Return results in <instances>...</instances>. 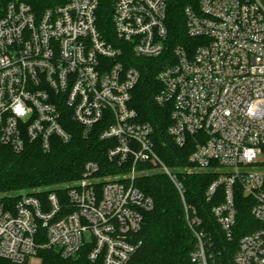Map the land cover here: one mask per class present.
Listing matches in <instances>:
<instances>
[{
    "label": "built area",
    "instance_id": "2783aa9c",
    "mask_svg": "<svg viewBox=\"0 0 264 264\" xmlns=\"http://www.w3.org/2000/svg\"><path fill=\"white\" fill-rule=\"evenodd\" d=\"M110 4L111 32L98 22ZM171 0H65L42 10L0 0V156L27 145L49 152L68 144L72 122L105 142L104 164L89 161L65 194H22L0 201V260L31 264L39 249L62 259L87 249L91 263L129 264L141 247L144 213L154 202L136 185L165 175L181 199L195 247L193 264H229L185 201L181 176L210 173L211 215L227 241L236 197L251 201L259 227L240 238L231 264H264V0H192L183 10L185 45L172 46ZM138 59L163 63L159 106L170 109L168 135L190 146V167L158 157L153 129L139 122L131 94ZM39 241V242H38Z\"/></svg>",
    "mask_w": 264,
    "mask_h": 264
},
{
    "label": "trees",
    "instance_id": "16d2710c",
    "mask_svg": "<svg viewBox=\"0 0 264 264\" xmlns=\"http://www.w3.org/2000/svg\"><path fill=\"white\" fill-rule=\"evenodd\" d=\"M12 1V0H6ZM29 4L34 10L62 4L65 0H17ZM192 0H171L167 9V28L172 46L185 45L183 10ZM110 4L103 2L98 22L101 30L111 32ZM140 72V79L131 94V107L137 112L138 120L151 125L155 152L169 168L190 167L188 156L190 146L179 148L167 133L170 125V109L156 103L160 85L157 75L163 63L159 60L138 59L132 63ZM73 138L68 144L56 141L49 152H43L37 145H27L16 154L8 148H1L0 156V201L16 200L26 194L43 197L51 192L61 195L77 182L89 161L104 164L105 142L96 134L84 138L81 128L72 122ZM185 187V201L191 205L203 221V227L213 236L216 249L221 252L224 263L231 264L241 237L259 227L251 216V201L241 193L236 197L237 220L231 241H227L211 215V208L223 201V195L207 201L206 190L213 181L210 173H192L181 176ZM136 185L151 197L153 210L144 213L143 225L138 234L141 247L129 264H193L190 254L195 242L184 217L182 202L169 179L154 173L140 178ZM39 242V241H38ZM37 256L42 264H100L87 259V249L71 259H62L54 250L39 249ZM0 264H9L0 260Z\"/></svg>",
    "mask_w": 264,
    "mask_h": 264
},
{
    "label": "rangeland",
    "instance_id": "374dc122",
    "mask_svg": "<svg viewBox=\"0 0 264 264\" xmlns=\"http://www.w3.org/2000/svg\"><path fill=\"white\" fill-rule=\"evenodd\" d=\"M30 263H31V264H38L39 261H38V259H32Z\"/></svg>",
    "mask_w": 264,
    "mask_h": 264
}]
</instances>
